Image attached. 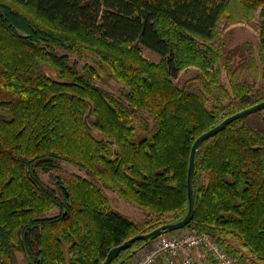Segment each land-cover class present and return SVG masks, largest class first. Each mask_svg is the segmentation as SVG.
<instances>
[{
	"label": "trees",
	"instance_id": "obj_1",
	"mask_svg": "<svg viewBox=\"0 0 264 264\" xmlns=\"http://www.w3.org/2000/svg\"><path fill=\"white\" fill-rule=\"evenodd\" d=\"M12 1L32 4L52 25L0 1V264H19L18 254L27 264H103L113 247L187 215L195 140L264 100V36L257 54L250 43L230 51L231 89L207 70L208 50L218 53L205 46L226 16L252 17L258 8L264 16V0ZM73 34L101 44L92 49L96 64L79 69L60 53L89 48ZM192 64L201 71L176 83ZM107 67L124 84L119 95L97 82ZM61 162L87 177L56 175L58 193L39 170ZM193 186L186 227L210 233L243 264H264V108L199 146ZM104 187L146 217L115 210ZM152 239L112 264H128Z\"/></svg>",
	"mask_w": 264,
	"mask_h": 264
},
{
	"label": "rangeland",
	"instance_id": "obj_2",
	"mask_svg": "<svg viewBox=\"0 0 264 264\" xmlns=\"http://www.w3.org/2000/svg\"><path fill=\"white\" fill-rule=\"evenodd\" d=\"M0 1L4 5L8 4L17 9H20L21 11L27 13L28 15L32 16L34 19L38 21H41L42 23H45L47 25H52L49 22L47 23V20H45L37 13L35 7L32 4L18 5L14 3L12 0H0ZM230 18L226 16L220 21L215 37L213 38V40L208 41L205 44V46L211 45L214 48V50L218 53L216 57L211 51L208 50L210 63L209 65L206 66L207 70L212 73H217L219 82L223 84L227 89H231L232 87L230 82V77L227 71L228 66L226 65L230 51L231 50L237 51V49L241 47L243 44L250 43L253 45L257 54L260 48L262 37L264 36V16L261 15V8H258L252 17H241V18L238 17L235 18V20H231ZM72 37L74 39L79 40L80 42L84 41L85 45L86 46L88 45L89 48L86 47V49L82 50L81 55L76 52L75 53L66 52L63 50H60V53L68 54L71 62L72 63L76 62L79 69H82V67L86 63L96 64L95 62L96 60H98V54L92 49L100 48L98 46L101 44L97 41V39L92 38L90 36H86L84 34L82 35L73 34ZM141 52L142 55L150 61L157 63L161 59L160 55L151 51L148 48H142ZM234 52L232 51V53ZM240 61H241L240 56L237 55L234 56V58H232L231 60V62L233 63V67L237 66ZM45 70L49 75L53 77L57 76L56 70L51 66L46 65ZM200 71H201L200 65H196V64L188 65L181 71L179 77L175 79V82L180 85H183L188 79L193 78ZM100 73L102 78L97 79L99 85L104 89H106L107 91L119 95L121 89L124 87V84L116 80L114 77L110 76L111 73L108 67L106 68V71H101ZM58 165L59 166L57 170H53L49 172H44L42 170H39L40 178L52 188L56 189V185H55L56 175L68 176L70 174H78L87 177L86 173L83 170H81L80 168H78L77 166L71 163L61 162ZM56 191L58 192L57 189ZM104 191L111 202L110 203L111 206L115 210L120 211L121 213L129 216L131 219L135 221H141L146 217L147 212L143 208L135 205L132 202L127 201L126 199L119 196L116 192H114L111 189L104 187ZM58 211H59L58 209H55L52 214L56 215ZM18 263L27 264L24 255L18 254ZM249 264H260V263L251 261L249 262Z\"/></svg>",
	"mask_w": 264,
	"mask_h": 264
},
{
	"label": "built area",
	"instance_id": "obj_3",
	"mask_svg": "<svg viewBox=\"0 0 264 264\" xmlns=\"http://www.w3.org/2000/svg\"><path fill=\"white\" fill-rule=\"evenodd\" d=\"M216 264H243L207 232L185 227L148 241L128 264H197L192 251Z\"/></svg>",
	"mask_w": 264,
	"mask_h": 264
},
{
	"label": "water",
	"instance_id": "obj_4",
	"mask_svg": "<svg viewBox=\"0 0 264 264\" xmlns=\"http://www.w3.org/2000/svg\"><path fill=\"white\" fill-rule=\"evenodd\" d=\"M264 108V100L254 104L252 106H249L247 108H244L237 113H234L227 118H225L220 124L217 126L211 128L210 130L206 131L202 135H200L195 142L192 145L191 154H190V164H189V170H188V198H189V211L187 215L178 222H170L163 224L149 232H142L134 235L133 237L127 239L122 244L117 245L113 247L105 260L103 264H112L113 260L120 255V253L126 249L131 248L136 242L139 241H146L151 238H156L157 236L167 233V232H173L177 231L179 229L185 228L193 219L194 217V209H195V196H194V174H195V164H196V155L199 146L209 138L215 136L220 131H222L227 125H229L231 122L241 118L242 116H245L247 114L256 112L258 110H261ZM92 114V106L89 111V113L86 116V121L88 117H90ZM7 115L0 113V118H6Z\"/></svg>",
	"mask_w": 264,
	"mask_h": 264
},
{
	"label": "crops",
	"instance_id": "obj_5",
	"mask_svg": "<svg viewBox=\"0 0 264 264\" xmlns=\"http://www.w3.org/2000/svg\"><path fill=\"white\" fill-rule=\"evenodd\" d=\"M192 254L194 255L195 259L197 260V264H216L211 258L203 259L201 256V253L197 250L192 251ZM158 264H163V262L159 261Z\"/></svg>",
	"mask_w": 264,
	"mask_h": 264
}]
</instances>
